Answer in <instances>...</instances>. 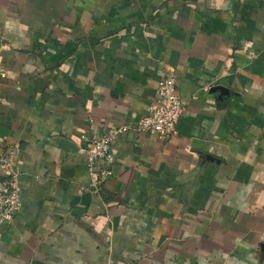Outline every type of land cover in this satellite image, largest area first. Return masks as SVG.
Listing matches in <instances>:
<instances>
[{"label":"crops","instance_id":"0c3cea01","mask_svg":"<svg viewBox=\"0 0 264 264\" xmlns=\"http://www.w3.org/2000/svg\"><path fill=\"white\" fill-rule=\"evenodd\" d=\"M0 67V264H264V0H0ZM168 67L159 140L137 126ZM112 128L93 191L82 151Z\"/></svg>","mask_w":264,"mask_h":264},{"label":"built area","instance_id":"2783aa9c","mask_svg":"<svg viewBox=\"0 0 264 264\" xmlns=\"http://www.w3.org/2000/svg\"><path fill=\"white\" fill-rule=\"evenodd\" d=\"M155 96L148 108V115L137 126L140 133L159 140L171 138L177 133V124L184 111L175 76V70L168 67L162 71ZM6 77V70L0 67V82ZM122 129H108L104 134L90 141L82 151L90 174L91 187L97 191L109 178L113 177L115 155L112 145ZM15 148L0 149V168L4 176L0 179V225L11 224L20 208V187L18 173L14 170ZM83 188H80V192Z\"/></svg>","mask_w":264,"mask_h":264},{"label":"water","instance_id":"95a60500","mask_svg":"<svg viewBox=\"0 0 264 264\" xmlns=\"http://www.w3.org/2000/svg\"><path fill=\"white\" fill-rule=\"evenodd\" d=\"M66 142V141H63V143ZM261 249L264 251V245H261Z\"/></svg>","mask_w":264,"mask_h":264}]
</instances>
